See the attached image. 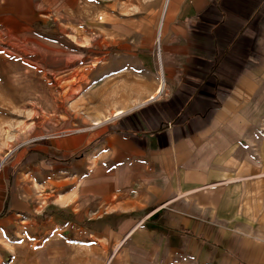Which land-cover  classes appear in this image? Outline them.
Listing matches in <instances>:
<instances>
[{
  "label": "rangeland",
  "instance_id": "rangeland-1",
  "mask_svg": "<svg viewBox=\"0 0 264 264\" xmlns=\"http://www.w3.org/2000/svg\"><path fill=\"white\" fill-rule=\"evenodd\" d=\"M12 1L0 6V264H116L120 252L160 264L128 232L105 240L126 211L142 233L158 201L95 134L161 95L165 0L153 20L145 0ZM128 17L143 21L126 30Z\"/></svg>",
  "mask_w": 264,
  "mask_h": 264
},
{
  "label": "crops",
  "instance_id": "crops-1",
  "mask_svg": "<svg viewBox=\"0 0 264 264\" xmlns=\"http://www.w3.org/2000/svg\"><path fill=\"white\" fill-rule=\"evenodd\" d=\"M145 1L153 20L160 0ZM161 17V95L95 134L136 163L130 179L158 204L142 233L126 211L105 240L128 232L160 264H264V0H165ZM143 19L128 17L126 30ZM120 253L115 263L129 264Z\"/></svg>",
  "mask_w": 264,
  "mask_h": 264
},
{
  "label": "bare ground",
  "instance_id": "bare-ground-1",
  "mask_svg": "<svg viewBox=\"0 0 264 264\" xmlns=\"http://www.w3.org/2000/svg\"><path fill=\"white\" fill-rule=\"evenodd\" d=\"M164 83H165V81H164V79L162 80V84H160L159 86V88H158V90H157V93H160V92H162V90H163V88H164ZM124 113V110L123 109H118L117 110V112H115L114 113V115H113V117L114 116H119V115H121V114H123ZM107 119H109V118H107ZM99 123H101V121H97L96 122V124H99Z\"/></svg>",
  "mask_w": 264,
  "mask_h": 264
},
{
  "label": "trees",
  "instance_id": "trees-1",
  "mask_svg": "<svg viewBox=\"0 0 264 264\" xmlns=\"http://www.w3.org/2000/svg\"><path fill=\"white\" fill-rule=\"evenodd\" d=\"M8 202V200H6V203ZM49 214L46 212L43 216V218L45 219ZM1 216H4V213L1 215Z\"/></svg>",
  "mask_w": 264,
  "mask_h": 264
}]
</instances>
